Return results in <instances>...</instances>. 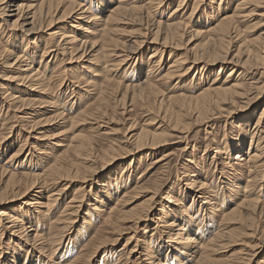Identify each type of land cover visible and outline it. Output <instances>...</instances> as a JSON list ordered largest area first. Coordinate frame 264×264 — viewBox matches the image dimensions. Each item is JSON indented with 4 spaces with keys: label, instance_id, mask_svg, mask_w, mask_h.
Returning a JSON list of instances; mask_svg holds the SVG:
<instances>
[{
    "label": "bare ground",
    "instance_id": "6f19581e",
    "mask_svg": "<svg viewBox=\"0 0 264 264\" xmlns=\"http://www.w3.org/2000/svg\"><path fill=\"white\" fill-rule=\"evenodd\" d=\"M165 1L0 0V36L6 29L20 28L25 34L39 31L44 26V29L47 30L52 27V24L61 23V26L55 28L56 30L49 31L50 33L47 34L49 40L44 44L42 41L30 44L31 39L25 40L24 36H21L22 38L17 36L13 38L12 46L8 50L4 47H7L9 42L4 44L0 38V57L2 58L1 55H4L13 59L12 62L17 66L15 67L19 74L17 77L11 78L22 86L23 84H28L31 88L37 86L36 88H40L44 92L48 89L51 79L57 76L59 87L62 84L64 86L84 84L88 90L91 89V92L85 90V95H75V100H72L71 106L67 110L59 106L58 100L54 102L50 100V105L53 104L54 107L56 105V116L63 117L61 118L62 122L60 121L63 130L70 127L71 131L73 125L80 119L95 118L102 121L101 119L107 114L108 109L116 106L115 103L122 110H128L127 107L130 105L140 103L146 106L150 112L161 110L164 114L163 117L161 116L163 119L166 116L165 112L170 110V114L173 116L172 119L169 116V124L166 122L170 132L183 129V123H185L183 117L188 115H192L196 122L203 123L209 120L215 110H223L222 105L228 106L229 114L236 111L234 107L241 106L238 104L240 100H244L243 104L246 107H254L257 98L264 94V80H262V85L258 84L259 86L255 87L249 81L252 80L253 74L250 75L251 77L244 78L243 73L249 72L250 69H258L257 73L260 77H264V37L250 38L253 30L264 26V0H168L166 3H170L167 5L164 4ZM23 12L26 14L24 18L17 16L18 14L22 15ZM167 12L170 14L168 13L164 17L163 13ZM154 15H158V19ZM19 18L21 19L19 20ZM134 24L147 28L145 29L148 31L150 41L137 39V33L143 34L142 37H146L147 33H143L139 29L135 30ZM260 24L261 26H259ZM22 39L25 41L22 42ZM192 40L197 43L193 44ZM146 45H148L147 54L142 58L141 50ZM185 46L190 48H186L185 55H182L179 50ZM188 54H191V57H188ZM59 55L68 56L69 58H66L69 60L73 57L76 59L86 58L85 69H83L85 74L83 72L69 79L66 74L67 68L62 65L63 58L58 60ZM114 56L116 58H112ZM8 57L4 58L5 61L2 63L11 68L12 63L9 62ZM131 64H133V73L126 76L124 68H131ZM199 68H201L199 80L194 83L193 71ZM118 72L121 74L116 77ZM190 77V83L198 87L197 89L194 86L191 87V90L195 89L194 93L191 96H187V92L184 91L176 94L181 90L180 87H185L183 86L186 84L184 81ZM69 85L66 87L67 89L70 87ZM252 90L255 91L253 97L250 93ZM12 94L9 98L12 100L11 104H14L13 107L17 103H24L25 100H20L18 96ZM117 94L118 96L115 97L117 100L114 101V105H111L110 96L114 97ZM5 109L9 111L8 108ZM261 111L256 120L251 114L239 116L237 113L230 117V119H234L231 122V134L228 136L225 133L226 135L219 139L215 145V151H213V155L217 157V164H214L215 170L212 172L206 163H202L203 159L201 160V158L186 160L191 170L186 176L188 178L185 190L180 193V184H175L164 194V199L160 198L163 201H161L160 210H155V213L148 209L151 201H155L156 186H144L143 181L140 182L138 179L140 175L136 178V182L135 175L134 179L129 175L123 178L121 167L122 170L119 174H108L103 178L102 183L96 186L97 188L94 186L93 194L89 200L84 201L85 205L81 213L86 216H83L81 227L75 234L73 230L71 232L72 225H75L72 215H76L79 210L76 208H80L79 204H76H81L83 201L84 196L78 197V194H83L84 188H80V186V191L74 190L73 195L64 202L61 210L58 211V206L66 197L67 186L63 185L57 190L53 188V191L48 192L43 182L48 180L51 183L65 182L66 184L75 181L84 184L87 179L90 180L92 177V173H88V171L81 172V165L84 161H88L87 159L92 154V151L90 154L91 138L87 137L89 135L83 136L82 130L77 135L70 136V139L68 138L70 142L64 146L73 155L69 161L66 156L68 152L57 153L58 156H52V159L49 158V161L45 162L43 166L45 169L42 170V173L36 176H28L27 173L23 175L29 179V182L24 184L23 181L22 192L14 190L16 191V193L13 192L14 195H8L26 198L34 189L38 190L34 197L30 196L32 198L25 200L22 205L17 206L18 208L11 209V207L10 211H0V236L5 231L19 239L15 240L16 242L9 239L5 246L6 253L3 254L5 256L3 263L17 264L19 261L20 264H43L45 263L42 261L44 258L48 261L46 264H125V262H120L119 257L113 259V255H111L114 243L117 241L115 238L123 233L121 225L131 222L134 225L139 224L141 227L150 228L149 223L154 221L160 224L158 228L160 237L164 235L166 240L157 244L152 239L141 236V240L137 238V241H133V245L136 243L137 247L143 248L140 253L142 256L139 258V260L142 259L141 264H253L263 254L260 252L264 248V228L260 230L256 226L259 219L263 218L264 220V107ZM155 116H157L156 114L154 118L157 119ZM4 118L0 119V123ZM37 118L39 119V117ZM148 119L150 118L148 117ZM49 123L51 124V122ZM148 123L150 125V122ZM4 125L5 123L0 124V145L7 137L2 133ZM149 128L147 130L141 128L137 133L133 132L134 135L130 139L133 141L131 142L135 146V151L145 147L159 149L166 144V131L162 129L160 132L155 130L150 133L148 132ZM111 144L107 151L101 153L102 156H93L94 158L99 157L98 160L101 159L100 169L123 156L119 151L120 148L117 149L113 147V143ZM55 145L59 148L60 142L57 141ZM31 147L33 146L31 145ZM132 147L131 149H133ZM121 149L123 150V148ZM0 152H2L1 158L7 152V148L2 147ZM17 152L19 154L20 150L18 149ZM95 152H97L96 149ZM165 157L167 154H164L155 163H160L166 159ZM14 158H16L14 162L15 165L17 164L16 167L19 168L20 165H23L17 160L18 155L14 153L8 160ZM193 159L195 161H192ZM197 162L199 165L195 164ZM7 170L9 169L2 170L0 174L7 177L6 182L4 181L5 186L3 185L4 187L0 189V205L11 199L7 198L8 187L15 189L16 186H19L16 185L19 181L17 175ZM214 172L221 175V180L218 179L216 182ZM40 179H42L43 185L39 183ZM14 185L16 186L14 187ZM143 190L149 191L151 196L143 203H138L136 199L144 192ZM157 212L159 213L158 219L155 218ZM95 221L96 227L92 226ZM40 225L42 226L41 230H39ZM26 226H29L28 233L30 235L25 233ZM231 226L232 228L229 229ZM88 231H90L88 239L85 243L80 242ZM70 232L71 235H69ZM118 232L120 233L118 234ZM259 233L261 235L258 237ZM244 236L250 239L254 238V240L245 245L246 242L242 240ZM134 237L129 236L127 240L130 241ZM21 238L31 242L30 245L26 241L24 242L29 245L27 247L23 242L20 243L19 241L23 240ZM65 241L66 245L72 242L79 244L80 250L72 260L67 259L61 262L55 258L60 255V259L65 257L61 250ZM142 244L147 246L144 248ZM236 246L241 248L230 249ZM36 253L44 257H35ZM100 253L103 257L99 258L100 260H95ZM255 264H264V254Z\"/></svg>",
    "mask_w": 264,
    "mask_h": 264
},
{
    "label": "rangeland",
    "instance_id": "374dc122",
    "mask_svg": "<svg viewBox=\"0 0 264 264\" xmlns=\"http://www.w3.org/2000/svg\"><path fill=\"white\" fill-rule=\"evenodd\" d=\"M167 1L168 0H166L164 2L165 5H167L168 3H170V2L166 3ZM168 13L169 12L163 13V16L165 17L166 15H168ZM25 15H26L25 12H23L22 15L18 14L17 16L18 17L20 16L21 18H24ZM154 16L155 17L157 16L156 19H158V17H159L158 15H154ZM21 18H19V20ZM0 20H1V18H0ZM256 21H258V20H256ZM256 21H254V22H256ZM20 22H18V23L20 24ZM60 24L61 23H59V24H52V27L49 28V29L47 28V30L44 29L45 28V26H44V27H42L43 29L41 28V30H39V31L37 30V31H35L33 33L32 32L25 33L26 35L24 33H22V31H21L20 28H13L11 30L10 29H8V30L6 29L4 31V34L1 35L2 37L0 36V38L2 39L1 41H2V43L4 42V44H5V42H9V43H7L9 45H7V47H4V48H6L8 50L12 46L13 38L14 37L16 38L17 36H19V37H21V36L23 37L24 36L23 38L25 40L31 39L30 40V42H31L30 44H32V43H34L36 41H42V44H44V43H47L48 40H49L47 34H49L50 32H52L54 30H56L59 26H61ZM259 26H261V24ZM27 28H29V27H27ZM27 28H25V29L27 30ZM145 28H146L145 26L135 25L134 26V29L135 30L136 29H139L143 33H147L146 34V37H142L143 34L137 33L136 36H138V38L137 37H135V38H137L138 40H141L142 39V40H146V41L148 40V41H150L149 40L150 39V36L148 34V31L146 30L147 28L146 29ZM145 30H146V32H145ZM41 32H44V33H41ZM38 34H39L40 37L38 36ZM257 36H260V37L263 36L264 37V26L261 27V28H259V29H255V31L253 30V32L251 33V37L250 38H256ZM3 39H6L7 41L6 40H3ZM24 39H22V42L25 41ZM132 40H134V39H132ZM192 42H194L193 44H196L197 43V41H193V40H192ZM147 47H148V45H146V47H143V49L141 50L142 51V58L146 57ZM186 48L189 49L190 47H186V46L185 47H182L179 50V53H181L182 55H185ZM59 52H61V51H59ZM1 56H2V58L0 57V119L2 120L5 117L4 120L1 122V123H5L4 128L2 130V133L4 135H6L7 137L3 141L4 143H2V145H0V149L2 147H5V148H7V152L5 153V155L3 157L0 158V174L2 173V170L9 169L10 172L11 173H15L17 175V178L19 179L18 184H16V185H19V186L14 185V187L16 186L15 189H13V187H8L9 189H7V198L10 197L11 195H14L13 192L16 193V191H14V190H18V192L19 191L22 192V190L24 189V184H26L25 182H27L29 180L28 178H25V176H23V175H25L27 173L28 176H33V175L36 176V175L42 173V170L45 169L43 166L45 165V162L49 161V158H51L52 156H55V155L58 156L59 154H57V153L62 154L63 152L65 153V151L67 153L68 151L65 149L64 146L68 145L67 142L68 143L70 142V140H69L70 139V136L73 137V135H77L82 130L81 131V134L83 133V136L89 135L87 137H90L91 138V140H90V142L92 141L91 142L92 143V146H91V149L92 150L90 149V154H91V151H92L91 157L89 159H87L88 161H84L85 163L83 162V165H81V172H84V170H85V171H88V173H92V177L90 178V180L87 179L89 181L86 180V182L84 184H81V183L75 182V181L69 182V183H66V184H65V182H60V183H53L52 182L51 183L48 180L47 181L46 180L43 181L45 183L44 184V187H46V189L48 190V192L49 191H53L54 189L57 190V188H61L63 185H66L67 186L66 187L67 188L66 197H65L64 201L61 202V204L58 206V211L61 210L64 202H66L73 195L72 193H73L74 190H79L80 191V189H79L80 186H81L80 188H82V187L84 188L83 189V194H85V195H83L81 193L78 194V197L84 196L82 198L83 201H81V204L80 203H77L76 204V205L79 204V207L80 208H76L77 210L79 209L78 212L76 213V215H72V219L74 218L73 219L74 220L73 222H75L73 224H75V225H72L73 228L71 229V232L73 230V233L74 234L81 227V224H82V221H83V218H84L83 216H86L85 214H82L81 213V210H82V208L85 205V202H87L89 200V197L93 194L92 193V190L98 184H101L102 181H103V178H105L108 174L116 173V175H117L123 169L121 171L123 173V175H122L123 178H124V176L129 175L130 177H132L134 179L133 176L135 175V179L134 180L136 182V178L140 175L139 176L140 178L138 177V179H139L140 182L143 181L142 183H144V186H149V187L156 186L157 194H156V198L154 199L155 201H151V203L149 205V209H148L150 211H154V213H155V210L156 211H159L160 210L161 201H163V199L165 198L164 194H166V192H168L170 188H173L175 186V184L176 185L177 184H180V187H181L180 188L181 190L179 191L180 193H182L185 190V184H186V181H187L186 179L188 178V177L186 178V176H187L188 172L191 170V167L188 166L189 164L187 165V161L186 160H188L189 158H195L196 160H199L201 158V160L203 159L202 160V163H206L207 166H208V168L210 170H212V172L215 170V165L214 164H217V162H216V158L217 157H216V155H213L214 154L213 151H215L214 150L216 148L215 145L219 141V139L223 138L222 136H224L226 134L228 136H230L231 131H232L231 122L234 121V119L232 120V119H230V117L236 115L237 113L239 114V116L240 115L245 116V115H250L251 114V115L254 116L253 119L256 120V118H258L257 116L258 115L260 116V113L262 112L261 110H263V107H264V94H262L261 96H259L257 98V101H255L257 103L252 108H250V106L249 107H246V105L243 104V101L244 100L243 101L240 100L239 102L237 101L238 104L241 105V106L238 105L240 108L239 107L238 108L234 107V109H236V111H234V113L231 112V114H229L227 112L228 106L222 105V109L223 110H215L210 115L209 120H207V122L206 121H204L203 123L202 122H196L195 119H194V117H192V115L191 116L188 115V116L183 117V122H185V123L182 122L184 124L183 125V127H184L183 129H176L175 131H171L170 132L169 127H167V124H166V122L169 124V116H170V119H172V116H173L172 114H170L171 113L170 110H169V112L168 111L165 112V115L167 117L165 116L164 119L162 118L164 116V114H162V111L161 110L159 111L160 113L157 112L156 110L155 111L152 110L150 112V110L149 111L147 110L148 108L146 106H143L140 103H134V104L130 105V107H127L128 110H122L120 108V106H117V104L114 102L115 100H117L115 98V97L118 96V94H117V95H114V97L110 96V102H112L111 105H114V103H115L116 106H113L112 108L110 107L109 108L110 110L108 109V112H107L108 115L106 114L101 119L102 121H98L95 118H92V119L87 118V120L80 119V120H78V122H76L73 125L74 127L77 126L76 128H74L72 126L73 128H71V131H72L71 132L70 131V127L67 128V129H64V130L62 129L63 127H62V124H61V122H62V119L61 118H63V117H60L59 116L60 117L59 118L58 116H56V112H55L56 105L54 104L55 105V107H54L53 104L50 105L49 102H50V100L52 102H54L55 100H58V104H60L59 106L63 107L65 110H67V108L71 106L72 100L73 101L75 100V95L76 96H78V94H84L85 95V90H87L86 92H91V89L88 90V88H86V86H84V84H77L78 86L77 85L76 86L75 85L74 86H71V84L70 85L67 84V85L64 86V84H62V86L60 85V87H59V83H58L59 80H58V78L56 79L57 76L55 78H52L51 79L50 84L48 86V89H46V91H44V92H42L40 90V88H36L37 86H35V88L34 87L31 88L30 86H28V84L27 85H24L23 84V86H22V84L20 85V83L16 82V80L14 81L13 78H11L13 76L15 78L19 74L18 73V70L16 68L17 66L14 65L13 62H12L13 59L12 58H9L7 56L9 62L11 61L10 63H12L14 65L13 66L11 64V68H10L8 66L6 67V65L4 63H2V62L5 61V59L7 57L4 56V55H1ZM62 56L63 55H59L58 60H61L63 58V60H64L65 63L63 62L62 65L65 66V68H67L66 74H67V77H69V79L72 76H74V75L76 76V75L82 74L83 72H84L83 74H85V71H83V69H85V65H86L85 64V60H86V58H84V59H76V57H73L71 60H69V59H67V58H69L68 56H63V57ZM189 56L191 57V54L190 55L188 54V57ZM64 58H66V59H64ZM112 58H116V57L114 56ZM73 60H75V61H73ZM74 66H76V67H74ZM80 67H82V68H80ZM130 67L131 68H129V67L128 68H124V69H126L124 71L126 76H128L129 74L131 75V73H133V71H132L133 64H131ZM74 68H76V69H74ZM199 69H197L196 71H193L194 76H195L194 77V83H196V80H199V77L198 76H199V72L201 71V68H199ZM121 71L123 72L122 69H121ZM257 71H259V70L258 69H256V70L250 69L249 72L246 71L247 73H243L244 74L243 75L244 78L246 76L251 77L250 75L253 74V77H251L252 80H249V81L252 82L255 85V87H257L256 85H258V84L259 85H262V80H264V77H260V75H259V73H257ZM120 74H121V72H118L116 74L117 75L116 77H118ZM8 76H9V78H7ZM55 80H57V81H55ZM190 81H191V77L188 78L187 80H185L184 83H186V84H183V86H185V87H180L181 90H179L178 92H176V94L183 93L181 91H184V92H187V94H186L187 96H191L194 93L195 89H197L198 87H197V85L195 86V84L190 83ZM51 82H54V83H51ZM190 84H192V85H190ZM68 85L70 87L67 89L66 87ZM193 86H194L195 89H192L191 90V87H193ZM263 89H264V87H263ZM253 90H256V89H253ZM253 90L250 92V93H252V96L251 97H253L254 96L253 94L255 93V91H253ZM54 91H55V93H54ZM263 92H264V90H263ZM12 93L14 94V96H18L20 98V100H25L24 103L23 104L22 103H17L15 105V107H13L14 104H11L12 100L9 98L10 94H12ZM188 93H191V94L189 95ZM87 95L88 94L86 93V96ZM52 97H54V98H52ZM47 100H49V101H47ZM60 100H61V102H60ZM61 103H63L64 105L61 104ZM128 105H129V103H128ZM229 107H231V106H229ZM5 108H8L9 111H7V109H5ZM74 108H76V107H74ZM237 109H239V110L237 111ZM18 110H20V111H18ZM140 110L143 111V113H141ZM66 112H64V113H66ZM167 112H168L169 115L167 114ZM227 113H228V115H227ZM57 114H58V111H57ZM149 114H151V115H149ZM155 114L157 115V116H155V117H157V119L154 118V115ZM2 116H3V118H2ZM22 116H24V117H22ZM6 117H8V118H6ZM37 117H39L40 120ZM44 117H45V120H43ZM57 117H58V119H57ZM148 117L150 119H148ZM189 118H190V120H188ZM32 120H34L33 123H31ZM47 120H48V123H47ZM110 120H111V122H109ZM160 120H161V122H160ZM52 121H54L55 123L53 122V124H52ZM80 121H82V122L80 123ZM145 121H146V123L150 122V125L148 123L147 126H146V123H144ZM49 122H51V124ZM42 123H43V125H41ZM78 123H79V125H78ZM143 123H144V125H143ZM6 124H8V125H6ZM158 124H159V126H158ZM218 124H220V126H218ZM35 127H36V129H35ZM141 128H145L146 130H147V128H149L148 129V132H150V133H153L155 130H156V132H158V131L160 132V130L163 129L164 131H166V137H167L166 138V144L164 146L159 147V149H153V148L150 149V147H145L144 149H141L139 151H135L134 150L135 149V146L132 143L133 141L130 139V137L132 135H134V133H137ZM157 129H159V130H157ZM17 131H19V132H17ZM56 133H58L59 136H58V134L56 135ZM52 135H53V137H52ZM103 135H105V136H103ZM36 137H40V138H37L38 139L37 140ZM41 138H43V139H41ZM60 139H61V141H60ZM57 141L60 142V146L58 145L59 148L55 145V143H57ZM111 143L114 144L113 147H115L117 149L120 148L119 151H120L121 155H123V156H121V158L117 159L112 164L107 165L105 168L100 169L101 168V159L98 160L99 157H97V158H94V157H96L97 155L98 156H102L101 153H103L104 151H107L108 150V146H110ZM31 145L33 147H31ZM115 145H117V146H115ZM130 145L133 146L132 147L133 149H131V146ZM9 146H11V147H9ZM8 147H9V149H8ZM45 147H47V148H45ZM121 148H123V150ZM245 148H246V146H245ZM18 149L20 150V152H19L20 155L17 152ZM95 149H96L97 152H95ZM124 149H125V152H124ZM135 152H136V154H135ZM1 153L2 152H0V154ZM13 153L18 155V159L17 160L20 161V164L23 163V165H20L19 168L16 167L17 164L15 165V163H14L16 161L15 160L16 158H14V159H12L10 161L8 160V158H10V155H13ZM96 153H98V154H96ZM232 153L234 154L235 153V150ZM137 154H138L139 157L137 156ZM164 154L165 155L167 154V157H165L166 159L164 158L165 160L160 161V163H155V161L159 160ZM127 155H129V156H127ZM169 155H171V156H169ZM66 156L68 157L67 158L68 161L71 159V157H73V155H72L71 152H68ZM93 159H95L96 161L93 160ZM195 159H193L192 161H195ZM128 161H130V162H128ZM89 162L92 163V164H90ZM136 162H137V164H136ZM195 164L199 165L198 162L195 163ZM97 165H98V167H97ZM135 165H137V166H135ZM139 167H140V169H139ZM2 168H4V169H2ZM11 169H12V171H11ZM9 170H7V171H9ZM113 170L116 171V172H114ZM31 172H32V174H31ZM88 173H86V174H88ZM21 175H22V177H21ZM214 176L216 177V179H215L216 182H217L218 179L221 180V175H219V173L214 172ZM6 178L4 176L0 175V179H1L0 180V186H1L0 189L5 186L4 183L6 182ZM23 181H24V184H23ZM139 181H137V182L140 183ZM48 182H50V183H48ZM39 183H41V185H43L42 179L39 180ZM95 183H97V184H95ZM142 183H140V185H142ZM20 185H21V187L23 186V188H21ZM137 185H139V184H137ZM90 187H91V189H90ZM48 188H50V189H48ZM37 191H38L37 189H34L33 192H31V193L29 192L30 195L28 197H26V198H24V197H21V198L20 197H17L18 198L17 199L16 197L12 196L13 197V199H12V197H10L11 198V199H9L10 201H7L4 204H1L0 205V211L1 210L2 211H10L13 208L14 209L18 208L20 205H22V203L25 200H27L28 198L30 199V198L34 197ZM149 191H151V189H149ZM149 191L142 192L141 195L139 197H137V199H136L137 202L138 203H143L144 201H146L147 198L151 196L150 193H149ZM8 192H10V193H8ZM8 195H10V196H8ZM30 196H32V197H30ZM161 197L163 198L162 200L160 199ZM158 215H159V213L157 212V215H156L155 218L158 219L159 218ZM95 224H96V221L94 222V224L92 226L96 227ZM125 224H122L121 225L123 227L122 228V232L123 233L120 234V236H118L117 238H115L117 241L114 243V250L111 252V255H113L112 258L114 259V257L115 258L119 257L120 262H125V264L126 263L129 264L130 262L132 264H141L142 259L139 260V258H141L140 256H142V254L140 255V253H142V249L143 248L141 249V248H139V246L137 247V244L136 243L133 245V241H137L138 239L141 240L142 239L141 236H142V237H148V238L152 239L153 241H155L157 244H159L161 241H164V239H165L164 237L165 236L161 234L162 236L160 237V231L158 229L160 224H157V222L155 223L154 221H151L149 223V225H151L150 228L141 227V226H139V224L138 225H134L131 222H128V223H125ZM98 225H99V223H98ZM263 225H264V220H263V218H261V219H259V221H258V223H257L256 226H257V228H259L261 230L262 228H264ZM28 228H29V226H26V228H25L26 229V232L25 233H28L29 232ZM231 228H232V226L229 229H231ZM41 229H42V226L40 225L39 226V230H41ZM260 230H259V232H260ZM90 231H88L85 234L84 238L81 239L80 242L85 243L86 239H88V234H89ZM71 232H70L69 235H71ZM38 233H40V232H38ZM119 233L120 232H118V234ZM1 235L2 236H0V241H1L0 242V260H2V261H0V264L3 263V259H5V256L3 254L6 253L5 246L9 242V239L11 238V241L13 239L14 242H16L15 240H19V239H17V237L15 235L14 236L13 235H9V233H6L5 231ZM28 235H30V233H28ZM260 235L261 234L259 233L258 234V237ZM129 236H135L136 238L134 237V239L132 238L129 241V240H127L129 238ZM21 239H23V238H21ZM242 240H244L246 242L245 245H248V243L251 242V241H253L254 238H251L250 239L249 237L246 238V236H244V238ZM24 241H26V240L23 239V240H20L19 242L20 243L23 242V244L26 247L29 246L30 243H31L29 241H26L27 243H29V245H27ZM64 244L66 245V241L64 242ZM64 244L61 247L62 248L61 250H63L65 257H63L62 259H60L61 258V255H60L59 257L55 258L57 260H61V262H64L67 259L68 260H72L77 255L78 250H80L78 248L79 244H77V243L76 244L73 243V242L70 243V244L68 243L66 246ZM143 246L145 248L147 245L144 244ZM133 247H134V249H133ZM239 248H241V247L240 246H236V247H231L230 249L233 250V249H239ZM262 253L264 254V248L261 250L260 254H262ZM262 255H260L259 257H261ZM36 256H39V258H43L44 257V256H41V254L38 255V253H36L35 257ZM101 257H103V255L100 253L99 256H96V259L95 260H100L99 258H101ZM259 257L253 262V264H255V262L257 260H259ZM69 258H71V259H69ZM132 259H133V261H132ZM42 261L43 262L45 261V263H43V264H46V262H48L44 258L42 259ZM20 263L21 262H19V261L17 262V264H20ZM97 263H98V261H97Z\"/></svg>",
    "mask_w": 264,
    "mask_h": 264
}]
</instances>
